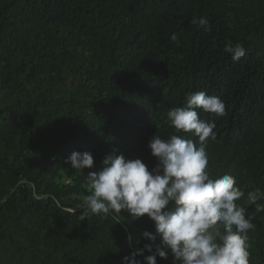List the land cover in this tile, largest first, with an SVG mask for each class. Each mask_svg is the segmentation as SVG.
<instances>
[{
  "label": "trees",
  "instance_id": "1",
  "mask_svg": "<svg viewBox=\"0 0 264 264\" xmlns=\"http://www.w3.org/2000/svg\"><path fill=\"white\" fill-rule=\"evenodd\" d=\"M229 41L246 49L239 61ZM199 91L225 104L223 116L198 110L216 124L209 175L235 178L254 216L249 264H264V211L247 201L258 190L264 205V0H0V264H122L151 243L146 215L79 220L87 173L114 150L151 170L148 140L174 133L167 110ZM74 151L94 167L65 163Z\"/></svg>",
  "mask_w": 264,
  "mask_h": 264
},
{
  "label": "clouds",
  "instance_id": "2",
  "mask_svg": "<svg viewBox=\"0 0 264 264\" xmlns=\"http://www.w3.org/2000/svg\"><path fill=\"white\" fill-rule=\"evenodd\" d=\"M190 23L205 32L212 30L206 16H194ZM170 39L176 41L178 35L172 33ZM224 51L233 61L246 55L242 43L229 41ZM198 110L223 116L225 104L220 97L199 91L186 94L185 106L169 108L164 122L175 132L167 138L154 134L148 140L157 161L151 170L141 159H127L114 150L105 156L101 171L87 173L88 194H81L77 207L82 210L81 222L93 215L121 216L125 210L134 220L146 215L155 224L156 234L142 233L151 243L125 256L122 264H141V256L144 264H157V257L166 260L170 253L173 264H249L248 232L254 227V216L237 205L244 193L232 175L210 177L206 144L210 137L215 139L216 124L200 119ZM181 132L196 137L198 144L177 134ZM65 163L84 171L94 167V158L90 152L74 151ZM260 198L258 190L247 195L256 211H264V205L257 204ZM170 202L175 207L166 210Z\"/></svg>",
  "mask_w": 264,
  "mask_h": 264
}]
</instances>
